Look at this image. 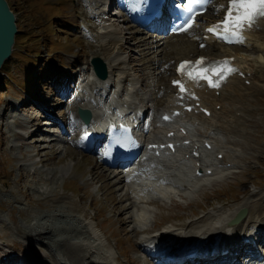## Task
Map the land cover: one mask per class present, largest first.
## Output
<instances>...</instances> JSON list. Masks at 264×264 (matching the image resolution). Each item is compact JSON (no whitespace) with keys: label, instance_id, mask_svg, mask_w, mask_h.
Returning <instances> with one entry per match:
<instances>
[{"label":"rangeland","instance_id":"obj_1","mask_svg":"<svg viewBox=\"0 0 264 264\" xmlns=\"http://www.w3.org/2000/svg\"><path fill=\"white\" fill-rule=\"evenodd\" d=\"M99 1L7 0L20 35L12 58L0 76V253L14 250L16 264H64L68 262L66 245L93 242L92 236L101 242V250L111 264H143L142 258L146 256L143 250L148 245L137 249L136 242L141 239L123 225L122 206L117 204L121 193H111L106 186L107 178L103 176L106 165H100L97 155L84 153L74 144V133L69 131L68 125L73 121L74 130L79 128L72 100L76 96L70 99L67 93L81 96L86 102L100 99L89 92L97 86L91 77L90 60L101 57L113 67L107 90L113 83L116 87L109 93L108 101L101 102L100 108L138 106L150 112L165 109L164 99L174 63L180 58L193 57L199 51L197 33L210 14L198 19L194 31L172 36L167 32L160 34L132 28L124 16L108 14L107 0ZM89 2L92 7L87 5ZM238 47L217 49L209 45L201 54L211 52L221 56L232 52L238 55L240 65L245 67L243 70L261 71V85L255 83L248 87L252 90L243 96L246 116L238 112L230 119V122L236 119L239 129L248 130L244 133L247 141L244 146L250 152L246 154L228 145L226 149L231 153L239 155L236 152L241 151L236 170L240 172L226 174L221 182L208 181L213 184L212 189L207 185L202 190L190 187V202H176L175 206H165L167 208L157 212L159 218H153L157 229L184 226L216 213L230 214L236 202L248 203L251 211L264 201V31L257 40ZM144 48L151 49L150 56L141 55ZM148 70L152 71L146 77ZM192 121V117L176 116L170 117L168 123L172 127L188 123L192 138L198 139L197 133L206 131V127L192 125ZM209 133L219 140L239 138L220 129L209 130ZM158 135L162 138L164 133ZM63 198L65 204L55 203ZM53 206L71 210L87 224L90 235L66 220L63 224L57 222L49 226L44 237H36L33 224L39 223V213L43 212V217L47 211L55 209ZM185 218L189 219L181 220ZM213 225L205 220L197 226L199 231L213 233ZM224 232L222 229L215 233L220 245ZM238 233L233 235L232 241L238 239ZM185 239L191 241V236ZM125 250L127 256L123 255Z\"/></svg>","mask_w":264,"mask_h":264},{"label":"bare ground","instance_id":"obj_2","mask_svg":"<svg viewBox=\"0 0 264 264\" xmlns=\"http://www.w3.org/2000/svg\"><path fill=\"white\" fill-rule=\"evenodd\" d=\"M90 3L91 2H89L87 5H89ZM226 4H227V2H226ZM104 5H106V4H104ZM221 5H222V2H221ZM90 6H91V4H90ZM222 13H223V11L221 10V7L214 6L213 8H211V10L209 12H207V14L206 13L205 14L206 15L211 14V16L209 15L210 17L218 18L221 16ZM122 16L123 15H121L119 17H122ZM196 24H197V22H195L194 26H192L191 30L190 29L189 30L194 31ZM157 29L162 30V31L165 30V28L163 27V23H161ZM157 29H154V30H157ZM262 31H264V18L258 19L256 21V23L252 26V28L245 29L244 30V37L247 40V42L249 43L251 40H257V37L260 34H262ZM161 41H164V39L161 38ZM201 42H203V41H201ZM205 42H206V47L204 50H206L209 45H213V43L211 42V39L206 40ZM159 43L156 44V47L159 45ZM163 43H165V42H163ZM140 44H141V42H140ZM137 48H139V47L137 46ZM144 50L146 52L145 51L141 52V55H147L151 49L146 50V48H144ZM198 54H196V55H198ZM158 56L161 57V55H158ZM222 56H232V55L231 54H224ZM235 59H236L235 64L240 66L241 62L239 61V59H237L236 57H235ZM105 61L108 65L109 75L112 76L111 69L113 67L111 68L110 63L106 58H105ZM251 66L254 67L253 65H251ZM240 68H241V66H240ZM240 70L243 73H245V75H246L244 79H242V77H240L238 74H234L231 77H229V76L226 77L225 80H219L217 86H215V87H210L208 85V83L205 81L196 82V81H192L188 78H184L182 80L181 84L183 85V87L185 88L186 91H184L183 93L180 92V89L178 86L177 87L172 86V84L170 82V84H169L170 86L168 88L169 90L167 89L168 90L167 94H170L169 97L171 96L173 98V100L176 101L177 104L179 102H181L182 100H185V97H186L188 102H184V104H183L184 106L181 107V109L183 110L184 113L186 112V110L184 109L185 105H191V107H192L191 111L195 112V110H198L197 118L199 120L203 121L204 123L210 122V125H212V123L214 121H217V122H219V124L217 122L215 123V125H214L215 129H220L223 132L228 133L230 136H233L236 138H237V136L239 137L237 139H231V138L227 139L225 147L223 146L224 148H226L229 145L230 147H233V148L242 149L244 151V153L248 154L250 152V149H247L244 146L245 143H247V141L245 140V134L244 133L248 132V130L245 128L239 129L237 124H235L236 119H232L231 122H230V119H231V117H236V114L238 112H241L242 114L244 112L243 116H246L247 107L243 106V103H245L243 96L245 95V93L252 90V88L250 89L248 87L254 86L255 83L257 86L261 85L260 84V75L262 73H261V71H257L256 69L253 70V68H250L249 71H243L242 69H240ZM151 71L152 70H148L145 73V76L148 77L151 74ZM173 72H174V74H173L172 78L175 77V68H174ZM110 76L108 77L107 80L101 81L100 84H104L105 82L109 83L111 81ZM98 81H100V80H98ZM245 81H249V85H247V83H245ZM115 87L116 86L113 85L111 88H115ZM97 89H99L97 91V94H100L101 90H103V92H106V90H104V87L102 85H97L95 90H97ZM87 91H89V90L84 89V92H87ZM216 91H219L218 96L215 93ZM229 92H230V94H229ZM176 93H178V97H175ZM181 95H183L182 98H180ZM101 98H102V96L98 100L97 99H94V100L89 99L88 102L84 101V99L81 96L73 98V100L75 101L74 104H75L76 109H77V107H83V108L90 109L93 112L92 122L89 125H87V126L84 125L76 117V119L79 121V128H77V130H74L73 126H70L69 130L73 131L71 133H74V144H78L79 146L82 147V143H84L86 138L83 137L81 133L89 131V130L94 132L97 129L95 127V125L97 123L101 122L100 115H104V114H99L98 112L97 113L95 112V107L97 109L99 103H101V100H102ZM242 101H243V103H242ZM172 102L173 101L170 100L169 103L167 104V106L169 104H171ZM197 102L200 103L199 106H196ZM240 103H242V105ZM217 105H220L219 111L216 110ZM202 107H206L210 111V116H207L206 114H204L201 111ZM174 110H180V107L175 106ZM71 120H73L72 116H71ZM206 121H208V122H206ZM97 132L102 133L103 130H98ZM156 142L157 141H152L151 143H156ZM97 143H98V141H95L94 145L96 146ZM161 143H163V142H161ZM218 144L223 145L221 142H218ZM193 146H196V144H193ZM200 149H201V147H200ZM212 150L214 152V156H217L219 153L223 155L222 160L218 161V162L221 164L223 163L224 165L227 163H236L237 160L240 159V157H241L240 155H236L234 153H231L228 149L227 150L220 149V148L218 149L217 147L214 146V149H212ZM143 154H152V152H144V153H141L140 155H138V157L135 159L136 163H142L144 161L143 157H142ZM99 156H101V155H99ZM144 163H146V162L144 161ZM106 167H107V169L103 175L107 178L106 179V181H107L106 186H108L110 188L111 193H113V192L121 193V198L119 200H117V204L119 206H122V210L120 212V217L125 218V222L123 223V225H125V227H129L131 234L136 235L137 237L141 233L153 232L154 229L158 228L156 223L153 221V219L151 221L152 222L151 226L148 225L150 220L148 222L143 221V219L145 218V215L142 211H144V210H147L148 212L152 213V217L154 218V213L151 212L153 210L146 208L145 207L146 205L151 206L152 203H155L158 205L159 210H163L164 208H167L165 206H168V208L175 206L176 202H185V201L190 202V200L192 198L189 195V193L191 191L190 187H197V190H202L204 188V186L207 185V183L204 181H201L200 184H193L192 182H188L187 184L184 185L186 191L185 192L179 191L178 197L180 199H178L177 197L170 195V194L166 195V197L163 196L162 198L156 197V196H151L154 193L153 192L154 191V184L151 182V183H148L147 185H142L143 187L138 185L139 186L138 192H139V195H141L139 198L136 196L135 193H133V187H131V185L129 183V180L132 179L130 175H128V174L126 175V173L124 171H122L121 169H117V171L113 173L111 168H109L108 166H106ZM138 170L142 171L140 169H138ZM142 172L145 173L144 171H142ZM228 173H230L228 171V169H223V170L215 169V171L213 173V177L211 178L212 183L221 182V180L224 179V176ZM181 174H183V172H181ZM146 175L150 178H153L152 174L146 173ZM103 176L99 177V179L103 178ZM144 186H147L146 187L147 189H145ZM142 195H146V196L142 197ZM225 199H228V197ZM65 202L66 201L63 198L60 201H57L55 203L56 204H60V203L65 204ZM235 204L236 205H234L233 207L230 208V211H231L230 214L219 213V215H217V216H216V214L215 215H209L206 219L199 217L196 220H193V221L189 222L188 224H185L184 226H172V225L164 226V227H162V229H158L159 233H156L153 237L141 238V241L136 242V247H137V249H140V248H142V246H144V243H146V242H149L150 244L156 245L158 242H160L162 240H164V241L167 240L168 244L171 246V249L176 248L179 250V251L176 250L174 255H173L176 257L174 264H185L186 262L185 263H183V262L186 260H189V262H191V264H211V263L234 264L235 258H237L239 255H237L235 257H233L231 255H228L226 257H218L219 259H215V260H212L213 258H210V257H213L215 254H217V253L219 254L226 249H230L232 251V253L233 252H240L241 253L243 249L249 247L247 244L244 243V240L248 239V237L250 235H252L254 239H257L258 242H261L262 240L264 241V226H262L263 212H264V201L262 203H260L256 208L252 209L251 211H249L248 203H246V202H242V203L236 202ZM53 207L55 208L56 206H53ZM243 208H248V213H247L248 215H246V218L243 221H241L239 224L232 226L233 235L239 231V233L237 234L238 239H235L232 242H230L229 237H223V234L225 233L224 232L222 234L223 244H221L223 246L224 250H219L218 252H210L209 251L206 253L205 249H209V248L213 247V246H211V244H213L214 241L220 242V238L218 236H215V233H219V230H222V229L224 230V227H225L224 222H223L224 219L216 221V218H218L220 216L221 217L227 216L226 218H230L232 216V218H233L234 215L240 209H243ZM65 210L55 208L51 211H47V213L43 217H42L43 212L39 213V216H41V219L37 220V221H39V223L33 224V226L36 228L35 236L38 238L44 237L46 235V232L48 231L49 226L54 225L57 222L63 224V221H66V220H69L72 224L73 223L76 224L77 229L83 230V231H86L87 233H89L88 232V226L85 222H83L78 216H75L71 210H69V211H67V210L65 211ZM135 210H139V218H140L139 220H137L134 216ZM156 215H157V213H156ZM192 215L196 216V213L192 212ZM186 219L187 218L181 219V220H186ZM205 220H209L212 223L214 221H216V223L213 225L214 226V232L213 233L208 231V230H202V231L198 230L197 225L201 222H204ZM28 228H31V227L28 226ZM41 228H43V229L45 228V230H38ZM177 229H181V232L183 234L175 233V230H177ZM89 235H90V233H89ZM105 235L106 234L104 233V236ZM187 235L191 236V241H187L185 239V236H187ZM233 235H231V236H233ZM92 238H94L93 242L77 241V242H70L69 244H67L65 247V255L67 256L68 262H65L64 264H111L109 257L106 254H104V252H102V250H101V242H97L98 239L95 236H92ZM154 238H157V240H154ZM168 244L166 243V245H168ZM216 245L217 244H215L214 247ZM183 246H184V248H188V250H181ZM164 248H166V247H162V246H159V248L151 247V251L156 252L157 250H160L158 253V256H159V258H161ZM217 249H221V248H217ZM262 249H264V247H262ZM14 252H15L14 250H11L10 252H4V254L9 256L6 264H13L14 259H10V258L12 257V254ZM189 253H194V255L187 259V257L190 256ZM63 254H64V251H63ZM123 255H125V256L128 255L127 250H125V253ZM204 255H206L210 259L204 260L202 258V256H204ZM27 264H30V263H27ZM162 264H165V263L162 261Z\"/></svg>","mask_w":264,"mask_h":264},{"label":"snow or ice","instance_id":"obj_3","mask_svg":"<svg viewBox=\"0 0 264 264\" xmlns=\"http://www.w3.org/2000/svg\"><path fill=\"white\" fill-rule=\"evenodd\" d=\"M205 4L207 0H188L187 10L192 13V8L195 4ZM224 8V5L220 6ZM260 18H264V0H228L226 11L223 19L218 23L208 27L207 32L212 33L217 39L223 40L227 43H243L242 32L245 29H250ZM194 16H191L186 25H182L179 30L187 31L188 27L193 23ZM203 47V45H201ZM204 63V59L200 58L194 63L191 61H184L178 66L177 71L188 79L199 81L201 79L208 81L210 86H217L212 80L209 79L208 73L212 71L215 64L211 68L203 71H198L200 65ZM222 65H227L228 61L217 62ZM224 71H232L230 68H223L219 72H213V75L222 78ZM177 85L180 92L183 93L185 88L180 81H173ZM168 119V117H164Z\"/></svg>","mask_w":264,"mask_h":264},{"label":"water","instance_id":"obj_4","mask_svg":"<svg viewBox=\"0 0 264 264\" xmlns=\"http://www.w3.org/2000/svg\"><path fill=\"white\" fill-rule=\"evenodd\" d=\"M16 21L15 14L10 10L8 2L6 0H0V71L4 62L11 57L13 52L15 35L18 33L17 27L15 25ZM91 65L95 75L99 79L105 80L108 77L107 65L101 57L92 58ZM79 113L86 124H88L92 116L90 111L80 108ZM245 214L246 211L244 210L242 216L233 223H238Z\"/></svg>","mask_w":264,"mask_h":264},{"label":"trees","instance_id":"obj_5","mask_svg":"<svg viewBox=\"0 0 264 264\" xmlns=\"http://www.w3.org/2000/svg\"><path fill=\"white\" fill-rule=\"evenodd\" d=\"M11 9H12V6L10 5ZM20 35V31L18 30V33H17V36L15 38V44H16V40L18 39V36ZM12 58V57H11ZM11 58L9 60H7L4 65H3V68L6 66V64L11 60Z\"/></svg>","mask_w":264,"mask_h":264}]
</instances>
